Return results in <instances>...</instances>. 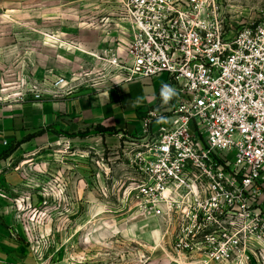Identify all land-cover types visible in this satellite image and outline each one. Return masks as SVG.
Segmentation results:
<instances>
[{
	"label": "built area",
	"instance_id": "1",
	"mask_svg": "<svg viewBox=\"0 0 264 264\" xmlns=\"http://www.w3.org/2000/svg\"><path fill=\"white\" fill-rule=\"evenodd\" d=\"M118 1L125 80L165 74L171 97L141 117L121 196L173 257L264 264V17L234 30L216 0Z\"/></svg>",
	"mask_w": 264,
	"mask_h": 264
},
{
	"label": "rangeland",
	"instance_id": "2",
	"mask_svg": "<svg viewBox=\"0 0 264 264\" xmlns=\"http://www.w3.org/2000/svg\"><path fill=\"white\" fill-rule=\"evenodd\" d=\"M216 2L234 30L264 17V0ZM119 16L117 0H0V103L45 101L123 81L128 37ZM57 136V145L38 149L34 164L25 166L23 186L24 194L41 197L26 224L46 264H201L170 255L162 225L121 196L119 177L125 190L131 177L125 158L136 135Z\"/></svg>",
	"mask_w": 264,
	"mask_h": 264
},
{
	"label": "crops",
	"instance_id": "3",
	"mask_svg": "<svg viewBox=\"0 0 264 264\" xmlns=\"http://www.w3.org/2000/svg\"><path fill=\"white\" fill-rule=\"evenodd\" d=\"M119 21L127 36L120 16ZM166 82L165 74L135 77L101 90L61 92L45 101L0 103V264H46L34 249L26 224L41 197L23 192L25 166L34 164L38 149L57 145L60 132L95 130L101 135L140 136L144 113L171 101L161 92ZM28 146L34 150L18 153V148Z\"/></svg>",
	"mask_w": 264,
	"mask_h": 264
},
{
	"label": "trees",
	"instance_id": "4",
	"mask_svg": "<svg viewBox=\"0 0 264 264\" xmlns=\"http://www.w3.org/2000/svg\"><path fill=\"white\" fill-rule=\"evenodd\" d=\"M106 131H110V129L106 130ZM36 134H40V132L36 133Z\"/></svg>",
	"mask_w": 264,
	"mask_h": 264
}]
</instances>
